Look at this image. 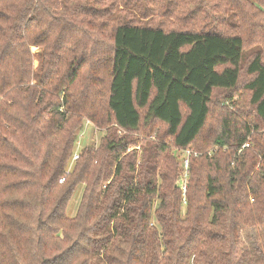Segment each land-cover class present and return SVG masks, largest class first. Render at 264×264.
Wrapping results in <instances>:
<instances>
[{
  "label": "trees",
  "instance_id": "obj_1",
  "mask_svg": "<svg viewBox=\"0 0 264 264\" xmlns=\"http://www.w3.org/2000/svg\"><path fill=\"white\" fill-rule=\"evenodd\" d=\"M238 90L250 108L209 128ZM85 117L106 134L66 173ZM3 122L0 245L20 264H264V0H0ZM158 123L199 154L186 196L168 144L130 149Z\"/></svg>",
  "mask_w": 264,
  "mask_h": 264
},
{
  "label": "rangeland",
  "instance_id": "obj_2",
  "mask_svg": "<svg viewBox=\"0 0 264 264\" xmlns=\"http://www.w3.org/2000/svg\"><path fill=\"white\" fill-rule=\"evenodd\" d=\"M98 6V5H96ZM219 16H221L219 14ZM158 21V19H157ZM42 48L38 47V46H32L31 47V52H32V56H33V69L35 73H40L41 67H42V60H43V56H42ZM254 48H250L245 52L244 58H243V63H242V83L241 88L243 86V84L245 83V81L248 79V73H247V66L249 64V61L251 60V56L254 53L253 52ZM33 82H36V78L33 80ZM242 90V89H241ZM226 93V91H222V92H216V98H215V104L212 105L213 107V111H212V117L210 116L209 119V124L208 127L210 128L211 123L215 126L218 119H219V113H220V107L224 108V109H230V111H235L237 109L240 110V112H244L246 110H248L250 108V95L248 93V91L243 90L237 91V97L235 98V100L239 103V107H236L233 105L231 107V104L229 102H224L221 99V97L223 96V94ZM225 112V110H223ZM88 121L90 122L88 124ZM165 129V126L161 123H158L157 126L152 129V131L148 130L147 132H137V133H133L131 134L133 137L137 138L136 142H134L132 144V146L130 147V149H132L133 151H136V157L138 159V162H140L143 158V155L145 153V148L149 147V145L151 143H156L157 141H160L162 143H166L168 144V156L170 158H175L177 159V165H178V173H177V177H176V183L179 181V175H183L184 173V168L182 167V163H183V155H184V150L185 149H181L179 147H177L175 144L172 143L171 139L169 137L163 136L161 137V134L163 133ZM209 129H205L204 133L201 135V138H203L204 136H206V132ZM160 136H157V133ZM15 132V129L8 124L7 122H3L2 127L0 126V137L5 138L7 140H9L10 138L12 139L13 137L11 136L12 133ZM78 133V132H77ZM120 133H122V131H120ZM123 133L125 134V132L123 131ZM106 134V129L103 128H99L97 127L91 120H89V118L85 117L84 118V125L82 130L79 132L78 134V139L80 141V150L82 151L85 147L87 146H98L100 144L101 138L103 136H105ZM16 137L19 139L21 137H19L18 135H16ZM200 138V139H201ZM204 139H202L203 141ZM201 141V143H202ZM168 142V143H167ZM199 142V140H198ZM194 143V149L195 147L198 148L200 146V144ZM193 149V147H191ZM216 148V147H215ZM130 151V150H129ZM132 151V153H134ZM131 152V151H130ZM149 154V153H147ZM151 154V151H150ZM153 158V157H151ZM70 161V160H69ZM169 163H171V161H169ZM74 167V164L69 163L67 168H71V171ZM170 172V171H169ZM189 179V178H188ZM161 181V180H160ZM188 183V182H187ZM200 193H196L194 199L195 201H200ZM81 192L77 193L69 202L68 207H67V215L69 217H74L77 213V210L79 208L80 202H81ZM184 210V209H183ZM156 221V220H154ZM253 241L248 237L247 232H242L241 234V243L239 246L240 250H247L248 252H252L251 251V247H252ZM0 248H2V250L0 251V264H20V261L23 262V257H30L31 256V252L30 251H25V253L20 254V256H17L13 251H10L7 249L6 243H2L0 245ZM20 260V261H19ZM30 263V262H29ZM36 264V263H35Z\"/></svg>",
  "mask_w": 264,
  "mask_h": 264
},
{
  "label": "built area",
  "instance_id": "obj_3",
  "mask_svg": "<svg viewBox=\"0 0 264 264\" xmlns=\"http://www.w3.org/2000/svg\"><path fill=\"white\" fill-rule=\"evenodd\" d=\"M89 123L90 122L88 121V124ZM79 139L77 141L76 150H75V152L72 156V159H71L72 164H74L75 161H77L79 159L80 154H81ZM245 146H247V144ZM193 154L199 155L198 152H196L195 150H193L191 148H187L184 150L183 163H182V167L184 168V173H183V175H180L179 181L177 182V185L182 190L184 196H186V192H187V184H188L187 182H188V178H189V167H190V156ZM70 171H71V168H68L66 173H69ZM63 180L64 179L62 178L60 180V182H62Z\"/></svg>",
  "mask_w": 264,
  "mask_h": 264
}]
</instances>
